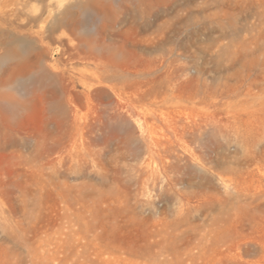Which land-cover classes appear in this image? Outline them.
Here are the masks:
<instances>
[{"label": "rangeland", "instance_id": "rangeland-1", "mask_svg": "<svg viewBox=\"0 0 264 264\" xmlns=\"http://www.w3.org/2000/svg\"><path fill=\"white\" fill-rule=\"evenodd\" d=\"M0 264H264V0H0Z\"/></svg>", "mask_w": 264, "mask_h": 264}]
</instances>
